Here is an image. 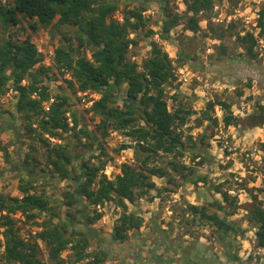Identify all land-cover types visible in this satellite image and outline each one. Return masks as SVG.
<instances>
[{
    "label": "trees",
    "instance_id": "obj_1",
    "mask_svg": "<svg viewBox=\"0 0 264 264\" xmlns=\"http://www.w3.org/2000/svg\"><path fill=\"white\" fill-rule=\"evenodd\" d=\"M146 1L140 0L139 5L124 3L120 9L121 21L113 18V14L119 10L122 0L0 1V96L9 89L17 93L15 111L11 112L12 121L5 120L4 112H0V120H5L1 122L6 127L0 126V131L11 129L12 126L13 133L21 141L15 118L24 119L26 128L34 133L36 128L31 123L37 120L39 131L36 134L47 148L46 163L61 177L73 179L71 190L65 192L64 202L75 207L76 212H66L64 217L52 215L53 218H46L41 224L42 229L33 234L45 243L50 264H111L110 251L104 246L105 243L125 244L143 223L141 217L125 211L126 202H133L142 191L153 188V177L166 176L169 168L178 171L184 181L206 182L205 176L189 179L183 174L181 162L179 164L176 160H170L167 166L153 163L154 157L160 152L176 157L183 154L184 142L180 130L187 120L190 107L176 95L172 96L169 105L164 85L175 79V67L167 51L157 42L151 43L148 55L141 62L135 56L129 59L130 47L137 43L136 38L129 35L144 29L151 17L144 13ZM184 2L187 12H191L184 16V20L179 13L171 12L167 6L162 7L166 12L161 18L160 35L163 40H168L169 35H172L171 29L179 23H183L182 29L197 30L198 13L205 12V15L210 16L214 4V0ZM22 18L27 20L32 30L51 24L57 27L70 25L74 29L75 48L69 42L58 40L50 55L58 71L70 73V78L66 79L68 86L72 87L70 93L57 92L51 96L48 84L44 82V79L49 78L51 67L43 64L44 54L30 40V34L21 40L13 38L10 27L22 24ZM257 27L259 35L264 33V2L257 12ZM149 33L152 30H148L145 36ZM237 37L246 44L247 53L255 57L257 39L253 33L247 31L244 36ZM86 50L89 54H85ZM177 53L182 60L180 64L187 60L182 50ZM123 84L126 88L120 105L117 92ZM77 91H95L99 97L87 108L72 109V95ZM52 97L48 109L44 110L43 102ZM76 100H79L78 96ZM218 101L221 107H229L227 103ZM208 105L213 107L214 103L209 102ZM261 108L253 125H264L263 106ZM90 118H98L92 129L86 121ZM236 119L230 113L225 114L224 125L234 124ZM108 130H124L133 139V164L122 162L120 172L114 179L99 173L107 160H99L98 164H94L82 158L76 171L74 168L72 170L71 162L78 159L79 155L60 144L64 133L82 146L90 147L93 141L99 140L100 143ZM42 133L56 141L44 138ZM0 152L7 163L11 161L1 145ZM11 163L9 169L18 171L17 188L21 195L0 192V245L3 247L0 260L5 264H47L39 258L36 243L19 234L14 215L19 213L26 219L34 218L37 211L47 215L50 212V198L44 188L36 190L37 179L29 175L19 160ZM215 189L221 194V199H212L207 206L189 204L188 207L192 213H199L200 218L217 232L218 240L224 244L229 236L244 230H240V226L229 218L235 211V199L218 186ZM251 197L254 201L248 211L249 221L255 223V245L264 248V206L256 201V194L251 193ZM111 200L124 210L113 224L108 239H105L101 236L103 230L93 226L102 212L90 208V205L96 206ZM226 204L233 209H227ZM91 240L97 244L88 250ZM65 249L70 250L67 259L61 256ZM231 259L238 260L239 256L234 254Z\"/></svg>",
    "mask_w": 264,
    "mask_h": 264
},
{
    "label": "rangeland",
    "instance_id": "obj_2",
    "mask_svg": "<svg viewBox=\"0 0 264 264\" xmlns=\"http://www.w3.org/2000/svg\"><path fill=\"white\" fill-rule=\"evenodd\" d=\"M182 1L184 5L178 6L180 0H147L146 11L156 10L155 14L149 17L144 29L129 35L136 38L137 43L131 45L128 55L130 60L135 56L141 62L148 55L152 42H157L167 51L175 67V79L164 85L168 103L170 105L172 96L176 95L190 107V113L180 130L184 142L183 154L176 157L160 152L154 157L153 163L167 166L170 160H176L179 164L181 162L183 174L189 179L205 176L206 182L184 181L179 172L172 168H169L166 176L153 177V188L142 191L133 202H126L125 211L141 217L142 226L135 229L137 231L130 235L125 244L105 243L104 246L110 251L111 264H195V261L198 264H264V255L255 245V223L249 221L248 211L254 201L251 193L256 194V201L264 206V125H253L262 110L261 106L264 112V33L259 35L257 27V12L264 0H214L210 16L205 15V12L198 13L197 30L182 29L183 23H179L171 29L172 35H169L168 40H163L160 35L161 20L166 12L162 7L167 6L171 12L179 13L184 20V16L191 12H187ZM124 3L139 5L141 2L122 0L113 18L122 20L120 9ZM21 22L18 26L10 27L13 38L21 40L30 34V40L44 54L43 64L51 67L49 78L44 79L51 96L57 92L70 93L72 87L66 83L70 73L58 71L50 55L58 40L69 42L75 48L77 42L73 37L72 26L57 27L51 24L32 30L26 19L22 18ZM148 30H152V33L145 36ZM247 31L252 32L257 39L255 57L247 53L246 44L237 37L244 36ZM178 50L186 54L187 60L182 64ZM85 54L89 52L86 50ZM179 66L189 71L185 82L179 80L176 74ZM125 88L123 84L117 92L120 105ZM16 94L9 89L0 96V112H4L7 121H12ZM76 96L77 93L72 95L71 102L74 105L71 108L80 110L79 103L75 101ZM52 100L53 97L43 102L44 110L48 109ZM218 100L229 107L222 108ZM209 102L214 103L213 107L208 105ZM216 107L221 108V118L216 114ZM229 113L237 119L234 124L226 126L223 116ZM4 119L0 120V126H4L5 123L1 122ZM15 120L21 141L13 133L12 126L11 129L0 131V145L11 159L7 163L0 152V192L21 195L17 188L18 171L9 169L11 162L18 160L29 175L37 179L36 190L45 189L50 198V212L47 215L37 211L34 218L26 219L19 213L14 217L19 234L35 242L39 258L50 264L45 243L33 234L42 229L41 224L46 218L57 215L64 217L66 212H76L75 207L64 202L65 192L71 190L73 179L61 177L46 163L47 148L36 134L39 131L37 120L31 123L36 133L26 128L27 122L21 117ZM86 121L92 129L98 118ZM41 135L52 142L56 141L54 138L51 140L46 133ZM60 141L73 154L79 155L78 159L71 162L72 168L69 166L75 171L82 158L94 164H98L99 160H107L99 173L106 175L105 170H111L109 179H114L120 172L122 162L133 164L135 160V142L124 130H108L100 143L99 140L93 141L90 147L82 146L66 133ZM216 186L235 199V211L229 218L240 226V230H244L229 236L224 244L218 240L217 232L200 218L199 213H192L188 207L189 204L207 206L212 199H221ZM226 205L227 209H233L229 204ZM90 208L102 212L93 226L103 230L101 236L108 239L113 224L124 208L117 206L113 200L90 205ZM96 244L95 240H91V246L87 249H93ZM2 252L3 247L0 245V256ZM69 253L70 250L65 249L61 256L67 259ZM234 254L239 256L238 260L231 259ZM0 264L5 262L0 260Z\"/></svg>",
    "mask_w": 264,
    "mask_h": 264
},
{
    "label": "built area",
    "instance_id": "obj_3",
    "mask_svg": "<svg viewBox=\"0 0 264 264\" xmlns=\"http://www.w3.org/2000/svg\"><path fill=\"white\" fill-rule=\"evenodd\" d=\"M178 3V2H177ZM182 6L184 5L183 1L180 0V2L178 3V6ZM181 8V7H180ZM185 8V6H184ZM156 10H152V9H148L145 14H150L151 16H154ZM177 11H179V9H177ZM215 19V18H214ZM217 20V18H216ZM176 74L178 75V79L182 80V81H187L188 79V74L189 71L187 70L186 67L183 66H179L177 68V72ZM32 96H35V94H33ZM77 96L79 97V100L77 101L80 105V107L82 108H87L89 107L92 102L97 99L99 97V94L95 91H77ZM217 110V116L221 118L222 116V111L221 108L216 107ZM68 114V113H67ZM51 140H53V138H51ZM111 170H105L107 177L109 178L111 175ZM260 253H262V255H264V248H259Z\"/></svg>",
    "mask_w": 264,
    "mask_h": 264
},
{
    "label": "crops",
    "instance_id": "obj_4",
    "mask_svg": "<svg viewBox=\"0 0 264 264\" xmlns=\"http://www.w3.org/2000/svg\"><path fill=\"white\" fill-rule=\"evenodd\" d=\"M227 17H229L228 19H230V16H227Z\"/></svg>",
    "mask_w": 264,
    "mask_h": 264
}]
</instances>
